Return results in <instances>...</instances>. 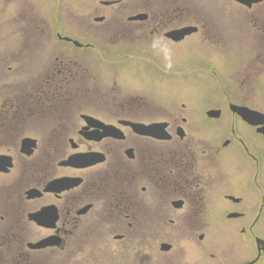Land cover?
I'll use <instances>...</instances> for the list:
<instances>
[{
  "label": "flooded vegetation",
  "instance_id": "af4514ba",
  "mask_svg": "<svg viewBox=\"0 0 264 264\" xmlns=\"http://www.w3.org/2000/svg\"><path fill=\"white\" fill-rule=\"evenodd\" d=\"M0 167V264H264V0H0Z\"/></svg>",
  "mask_w": 264,
  "mask_h": 264
},
{
  "label": "water",
  "instance_id": "95a60500",
  "mask_svg": "<svg viewBox=\"0 0 264 264\" xmlns=\"http://www.w3.org/2000/svg\"><path fill=\"white\" fill-rule=\"evenodd\" d=\"M132 126L136 127V125H133V124H132ZM148 130L150 131L151 135L155 136V134H154L155 130H153V128H149ZM110 135H112V134L109 131L105 130L102 133L101 137H107V136H110ZM97 139H100V138H97ZM35 144H36V142L33 141V140H26L24 142V145H23L24 151L27 152V153H31V151H32L31 149L33 147H35ZM89 163L90 162H89V159H88L87 156H79L78 155V156L71 157L70 160L66 163V165H72V166L73 165H80V166L84 167L85 165H87ZM2 169L3 168L0 167V171ZM66 185H68V180L67 179H64V180H61V181H56L54 183V189L55 190H62L63 187L66 186ZM68 188L69 187H66L64 189H68ZM45 217H50V219H51L50 222L43 223L42 222V220H43L42 218H45ZM33 218L40 225H47V224H52L53 225V223H55V219H56L54 213H52L51 211H48V210H46V211H44L42 213L34 215ZM52 225H50V226H52ZM57 243L58 242L56 240H54V239H50V240L48 239V240H46L44 242H41L39 244L32 245L31 247L35 248V249H42V248L54 246Z\"/></svg>",
  "mask_w": 264,
  "mask_h": 264
},
{
  "label": "rangeland",
  "instance_id": "374dc122",
  "mask_svg": "<svg viewBox=\"0 0 264 264\" xmlns=\"http://www.w3.org/2000/svg\"><path fill=\"white\" fill-rule=\"evenodd\" d=\"M226 67L223 69L225 70ZM213 76V75H212ZM157 77L158 79L160 78L161 80L160 81H157V85L160 87H165V84L168 82L167 80L169 79V77H165V74L163 73H160V71L157 72ZM173 78L175 76H172ZM195 81V80H193ZM173 83H175V81H172ZM189 82V85L187 83H181L180 86L178 88H183L185 85H187L188 88H185L183 90V92L185 94H194V93H197L196 90H193L192 88L196 85L195 83H192L190 81ZM169 83V82H168ZM129 85L128 87L126 86ZM124 83V86L127 88V90L130 88V89H133V90H130V91H133L132 93L133 94H136L138 92H142L140 89H142V86L144 85H147L148 84V81H144V80H137V79H134V81L132 82H128V83ZM195 84V85H194ZM168 85V84H167ZM177 85V84H175ZM200 85H204L206 86V93L205 94H208L211 90L212 87L216 86V78H212V79H207V81L203 82L202 84ZM200 85H197V86H200ZM132 87V88H131ZM159 87H154L152 89V93L154 94H158V93H162L159 89ZM196 87V86H195ZM172 88H168L166 87V91L165 93L169 92ZM126 90V89H125ZM185 94H182L181 95H185ZM261 94V89L258 87V85L254 86L253 88V95H260ZM1 182H2V179H1Z\"/></svg>",
  "mask_w": 264,
  "mask_h": 264
}]
</instances>
